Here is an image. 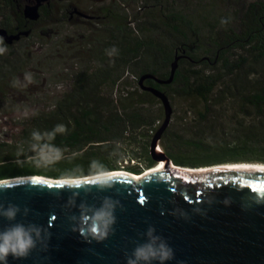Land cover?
Here are the masks:
<instances>
[{"label":"trees","instance_id":"trees-1","mask_svg":"<svg viewBox=\"0 0 264 264\" xmlns=\"http://www.w3.org/2000/svg\"><path fill=\"white\" fill-rule=\"evenodd\" d=\"M130 1L80 9L48 0L29 22L21 14L27 0H0V29L28 31L10 44L0 38V107L6 114L16 103L28 110L17 121L25 141L5 152L8 145L0 142V179L79 177L120 167L137 175L151 167L149 141L163 116L153 122L143 115L141 106L159 100L141 85L200 103L191 110V130L172 129L169 120L160 135L174 166L264 163V0L247 2L226 19L215 18L212 6L191 14L188 0H142L138 18L126 9ZM72 19L83 25L77 44L46 40L44 55L30 53L26 41L36 24L67 26ZM178 55L171 80L158 82L167 79ZM64 56L72 60L65 91L48 104L22 92V74L29 82L46 72L45 81L59 79L51 68ZM143 74L151 77L139 85Z\"/></svg>","mask_w":264,"mask_h":264},{"label":"water","instance_id":"water-1","mask_svg":"<svg viewBox=\"0 0 264 264\" xmlns=\"http://www.w3.org/2000/svg\"><path fill=\"white\" fill-rule=\"evenodd\" d=\"M47 4L48 0H27L22 17L35 22L39 8ZM27 33L0 29V38L10 44ZM178 58L171 61L167 79L158 82L171 80ZM146 77L151 76L141 75L138 84ZM140 88L154 95L163 111L148 153L153 165L160 160L169 163L157 145L170 120L168 98L160 90ZM113 172L65 179L38 175L53 181L29 175L1 178L0 212L9 207L19 211L11 221L0 215V232L16 223L39 229L28 255H8L7 264H127L135 259V249L153 238H159L156 244L164 242L172 255L150 264H264V171L144 170L137 179ZM100 210L114 217L102 240L90 233V217Z\"/></svg>","mask_w":264,"mask_h":264},{"label":"rangeland","instance_id":"rangeland-1","mask_svg":"<svg viewBox=\"0 0 264 264\" xmlns=\"http://www.w3.org/2000/svg\"><path fill=\"white\" fill-rule=\"evenodd\" d=\"M109 1L110 0H53L54 5L55 4H59L63 6L68 5L69 8L77 6L80 9L97 7L100 4L107 3ZM188 1H191V14L194 12L201 11L203 7L207 8L208 6H212L211 12L215 18L224 17L226 19V18H231L244 4L254 0H188ZM141 2L142 0H131L128 3L126 9L129 15H131V13H134L135 11L138 10ZM178 6L179 7L183 6V2H178ZM141 13L142 10L137 11L138 18L140 17ZM82 28L83 25L79 21H76L75 19H72L70 24L67 26H65L64 24L56 26L54 25V23L47 22L46 20L44 21L42 20L38 24H36L31 37L26 42L27 44L31 45L29 50L31 51L30 53H32V55H44L46 53L45 48L47 47L46 40H48V42H51L60 39L62 40L63 45L71 47L72 44L78 43V40L83 33ZM15 48L17 49L14 50H19L18 47ZM6 51L7 50H4L3 52ZM70 63H72V60L70 61L67 56H64L62 57V62L59 65L56 64L55 68L53 69L51 68V71L53 70L57 73H60L58 75L59 79L57 80L53 79V80L45 81L44 78L49 77V73L46 72L40 76L42 78L38 79V82H33V81L29 82L27 81L26 76L22 74L23 77L19 76L18 78L19 80H21L19 83L20 85H22L21 86L22 92H24L26 95H32V96L37 95L41 97V99H43L42 101H45V103L48 104L53 97L59 95L62 91H65L68 88L69 81L64 75V71L66 68L69 67ZM30 66H28L26 70L32 71L31 70L32 66L31 68ZM23 97H24L23 94L21 95L18 94L16 95L15 98L22 99ZM168 101L171 106L170 121L172 123V129L182 131L183 129L189 128L191 130L189 126L191 124L190 121L192 116L191 110L199 108L200 103L196 99L183 98V97H178L176 95L170 96V98H168ZM22 105L24 104L16 103L15 108H13L11 112L8 114H6L3 111L4 110L3 107H0V142L5 143L6 145L9 146V147L8 146L5 147L4 152L7 151L8 149H11V147L17 146L18 144L25 141V139L22 138L21 136L22 126L17 124V121H19L28 112V110H22L23 107H20ZM140 109L143 115H145L147 118H154L153 122L156 121L158 116H161V118L163 116L162 106L160 102L152 101L151 103L141 106ZM180 118L184 120L180 121ZM188 134L191 135V131ZM157 145L158 148L162 151L159 142L157 143ZM47 158L49 160L57 159V157L48 156V155ZM124 163L125 162H122L121 165H125ZM245 163L264 164L260 162H245ZM128 164H131V161L128 162ZM227 164H238V162L227 163ZM220 165H225V164L221 163ZM220 165L214 164L213 166L209 165L208 167L202 166L203 168H198V167H190V168L207 169ZM151 168H153V166ZM185 168H189V167L185 166ZM119 170L130 173L126 170L121 169V167L116 171ZM144 170L146 172V170L148 169L144 168Z\"/></svg>","mask_w":264,"mask_h":264},{"label":"clouds","instance_id":"clouds-1","mask_svg":"<svg viewBox=\"0 0 264 264\" xmlns=\"http://www.w3.org/2000/svg\"><path fill=\"white\" fill-rule=\"evenodd\" d=\"M19 210L15 207H9L0 212L8 220H14ZM91 219L90 233L93 238L102 240L108 235L109 225L114 222V217L110 211L100 210L94 213ZM151 231V230H150ZM39 237V229L34 226H25L16 223L3 232H0V261L7 264L8 255L14 258H22L28 255L30 250L35 247L36 239ZM153 238L151 242L139 246L135 249L133 255L135 259H129L127 264H137V261H145L150 264L152 260L163 262L172 255L171 249L164 242L156 244Z\"/></svg>","mask_w":264,"mask_h":264},{"label":"bare ground","instance_id":"bare-ground-1","mask_svg":"<svg viewBox=\"0 0 264 264\" xmlns=\"http://www.w3.org/2000/svg\"><path fill=\"white\" fill-rule=\"evenodd\" d=\"M163 169H170L173 171H178L182 173H190V172H200V171H223V170H250V171H264V164H258V163H238V164H225V165H220L216 167H211L207 169H191V168H185V167H178V166H173L171 162H166L165 160H160L156 163V165L151 168L146 170L144 173H149L153 171H159ZM113 173H125L126 175L132 177L133 179H137L138 176L135 174H130L125 171H114ZM28 178H33V179H43L47 181H53V178H48V177H43V176H26ZM20 179V178H17ZM65 179V178H64Z\"/></svg>","mask_w":264,"mask_h":264},{"label":"built area","instance_id":"built-area-1","mask_svg":"<svg viewBox=\"0 0 264 264\" xmlns=\"http://www.w3.org/2000/svg\"><path fill=\"white\" fill-rule=\"evenodd\" d=\"M132 162V161H131Z\"/></svg>","mask_w":264,"mask_h":264}]
</instances>
